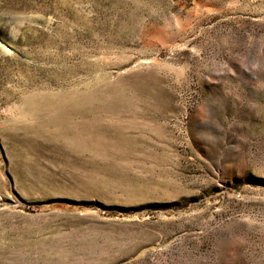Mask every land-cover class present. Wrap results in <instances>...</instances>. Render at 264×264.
I'll return each mask as SVG.
<instances>
[{
    "label": "rangeland",
    "instance_id": "rangeland-1",
    "mask_svg": "<svg viewBox=\"0 0 264 264\" xmlns=\"http://www.w3.org/2000/svg\"><path fill=\"white\" fill-rule=\"evenodd\" d=\"M0 264H264V0H0Z\"/></svg>",
    "mask_w": 264,
    "mask_h": 264
},
{
    "label": "trees",
    "instance_id": "trees-1",
    "mask_svg": "<svg viewBox=\"0 0 264 264\" xmlns=\"http://www.w3.org/2000/svg\"><path fill=\"white\" fill-rule=\"evenodd\" d=\"M44 206H36V208H43Z\"/></svg>",
    "mask_w": 264,
    "mask_h": 264
}]
</instances>
